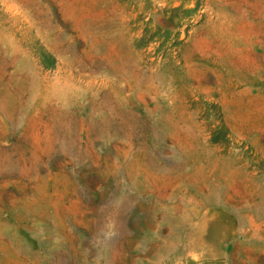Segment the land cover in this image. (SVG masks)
<instances>
[{"label":"rangeland","instance_id":"1","mask_svg":"<svg viewBox=\"0 0 264 264\" xmlns=\"http://www.w3.org/2000/svg\"><path fill=\"white\" fill-rule=\"evenodd\" d=\"M0 264H264V0H0Z\"/></svg>","mask_w":264,"mask_h":264}]
</instances>
